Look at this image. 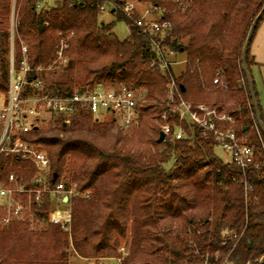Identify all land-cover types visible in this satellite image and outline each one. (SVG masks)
Instances as JSON below:
<instances>
[{"label":"trees","instance_id":"trees-1","mask_svg":"<svg viewBox=\"0 0 264 264\" xmlns=\"http://www.w3.org/2000/svg\"><path fill=\"white\" fill-rule=\"evenodd\" d=\"M17 1L15 65L21 60V41L27 44L31 67L25 94H65L83 86L121 83L143 91L145 101L138 123L126 132L113 119L86 110L70 124L53 116L21 132L46 151L48 182L75 185L79 194L65 204L71 212L69 230L48 221L47 212L57 202L47 192L39 204H32L36 229L30 227L28 214L0 226V264L120 258L121 240L127 253L119 264H259L264 255V153L241 50L264 0H137L163 9L160 20L170 23L161 44L182 56V68L172 74L181 96L192 104L225 109L237 135L253 146L257 167L244 172L215 154L214 136H203L198 125L176 115L167 122L180 126L182 137L157 141L164 122L160 115L167 111L169 76L152 63L151 37L136 25L134 11L128 15L111 7L113 21L99 18L100 6L124 0ZM37 2L43 3L39 9ZM10 6L11 0H0V105L8 88ZM263 17L264 12L249 47ZM120 20L128 27L123 39L113 31ZM61 42L66 62L52 72L35 70L52 63ZM249 47L246 66L252 79ZM216 72L227 82L226 90L213 84ZM38 77L46 83L35 90L30 82ZM10 172L31 185L36 168L2 153L0 180ZM85 192L88 197L82 196Z\"/></svg>","mask_w":264,"mask_h":264},{"label":"built area","instance_id":"built-area-1","mask_svg":"<svg viewBox=\"0 0 264 264\" xmlns=\"http://www.w3.org/2000/svg\"><path fill=\"white\" fill-rule=\"evenodd\" d=\"M175 2L178 0H174ZM43 3L37 2L39 9ZM117 7L126 14L133 11V4L124 2L100 6V12ZM156 17L146 20L144 16L137 17L135 23L141 30L151 37V46L155 52L154 66L169 76L166 91L167 111H163L160 118L164 121L160 125V131L166 137L180 138L183 135L180 126H174L167 122L168 116L176 115L179 120H186L198 125L203 136H214L217 145L226 152L232 163L243 172L249 166H256V153L252 145L244 142L243 137L238 136L234 127V119L231 114L216 105L207 103L192 104L185 100L175 83L173 66L178 63L173 50L167 49L161 44L164 32L170 27L167 20H160L163 9L155 7ZM11 29L9 31V71L6 102L0 106V155L9 153L20 159L30 161L36 168L35 178L31 185L26 184L22 177L10 172L5 181L0 180V226H5L13 221L23 220L29 215L30 225L34 226L32 204H39L43 193H49L57 202L47 212L50 223L57 224L63 230H69L71 221L70 209L65 206L69 198L78 195L75 185H66L58 180L50 184L49 164L51 163L45 150L39 149L21 136V132H28L35 121L48 120L53 116H59L65 124H70L82 110L91 112L98 118H111L124 131L138 123L139 106L145 101L144 92L133 90L124 84H112L108 86L98 85L95 88L88 86L74 88L65 94H25V85L28 83V75L31 71L27 56V44L20 41L21 60L16 67L14 60V40L18 37L14 10L12 11ZM64 43L61 42L56 51L55 59L48 67L37 66L38 71H54L57 64L66 62L63 56ZM212 82L219 88L226 90L227 82L216 72ZM35 90H40L46 83L40 77L31 82ZM256 132L264 153V139L262 132L256 126ZM88 197L89 193H82Z\"/></svg>","mask_w":264,"mask_h":264},{"label":"rangeland","instance_id":"rangeland-1","mask_svg":"<svg viewBox=\"0 0 264 264\" xmlns=\"http://www.w3.org/2000/svg\"><path fill=\"white\" fill-rule=\"evenodd\" d=\"M52 1L53 0H46V3H53ZM17 2H18L17 0H11L10 17H9V31L11 29V20H12V18H14V17H12V11L14 10L15 4ZM124 2H128V3L133 4V6H134L133 11L137 13V17L144 16V18L146 20H153L154 17H156V10H154L151 7V5L147 2H138L137 0H124ZM99 18L104 22H110V21H113V19H114L113 14L110 12V9H106L105 11L101 12ZM113 31L119 39H123L124 37H126L128 35V27H127L125 21H123V20L116 21L114 24V27H113ZM263 31H264V17L260 21V23H259V25L255 31L251 45L255 44L257 42V40L260 37L261 32H263ZM177 59L180 61V63H178V65H177L178 67H176L177 70L179 71L183 66L182 56H179ZM251 62H252V60H251ZM252 74H253V79L256 82V87L259 90L258 102H259L261 113H262V116L264 119V85L261 84V77L264 78V66H261L260 68H257V69H253ZM224 106L227 107L228 104H226ZM223 110L225 111V109H223ZM45 123L46 122H41V126H44ZM150 150H153V148L150 147ZM214 152L223 161H229L230 160L229 155L226 152H224L220 146L217 145L214 149ZM30 227L36 229L35 225L34 226L32 225ZM125 242H126L125 240H121V245L119 247V252L121 253V257L125 256V254L127 253V248H126ZM121 257L120 258L101 259L98 261H94V260L90 261V260L79 258V257H71L69 259V264H119Z\"/></svg>","mask_w":264,"mask_h":264},{"label":"water","instance_id":"water-1","mask_svg":"<svg viewBox=\"0 0 264 264\" xmlns=\"http://www.w3.org/2000/svg\"><path fill=\"white\" fill-rule=\"evenodd\" d=\"M263 12H264V4L262 5V7H261L260 11L257 13V15L254 17V19L252 20L250 27L248 29V32H247V35H246V38L244 40L242 50H241V64H242V70L244 72L245 79H246V82L248 85L251 103H252V106L254 109L255 120H256V123H257L259 130L264 134V124H263V121L261 120V116H260V113L258 110V104L256 101V95H255V91H254V87H253V82H252L251 76H250L249 71H248L247 66H246V54H247V50L249 47V43H250V40L252 38L255 26H256L258 20L260 19V17L262 16ZM42 27L43 26H40L39 29H41ZM164 137H165L164 133L162 131H160L157 141L158 142L163 141ZM55 178H56V174L53 175L52 181H54ZM259 264H264V255L260 258Z\"/></svg>","mask_w":264,"mask_h":264},{"label":"crops","instance_id":"crops-1","mask_svg":"<svg viewBox=\"0 0 264 264\" xmlns=\"http://www.w3.org/2000/svg\"><path fill=\"white\" fill-rule=\"evenodd\" d=\"M251 43H252V41H251ZM179 56H181V55L180 54L175 55V58H176L178 63H180V61L177 59ZM249 56H250V59L252 60V64H251V68H250L251 74H252L253 69H257V68H260L261 66H264V31L261 32L260 37L255 44H252V45L250 44ZM178 63H176L173 66L174 72H178V70L176 68V67H178L177 66ZM252 79H253V74H252ZM253 81H254V79H253ZM261 84L264 85V78L263 77H261ZM254 86H255V90H256L257 98H258L259 90L256 87L255 81H254Z\"/></svg>","mask_w":264,"mask_h":264}]
</instances>
